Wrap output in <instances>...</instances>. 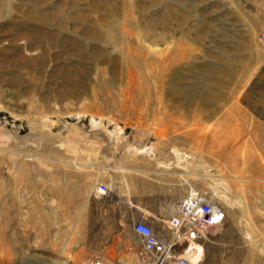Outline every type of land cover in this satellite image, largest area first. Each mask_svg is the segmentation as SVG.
I'll list each match as a JSON object with an SVG mask.
<instances>
[{"label": "rangeland", "instance_id": "obj_1", "mask_svg": "<svg viewBox=\"0 0 264 264\" xmlns=\"http://www.w3.org/2000/svg\"><path fill=\"white\" fill-rule=\"evenodd\" d=\"M263 28L264 0H0V264H135L145 150L223 208L204 264H264Z\"/></svg>", "mask_w": 264, "mask_h": 264}, {"label": "built area", "instance_id": "obj_2", "mask_svg": "<svg viewBox=\"0 0 264 264\" xmlns=\"http://www.w3.org/2000/svg\"><path fill=\"white\" fill-rule=\"evenodd\" d=\"M257 40L264 46V28L257 34ZM141 145L139 151L147 149ZM186 183V194L173 205L172 214L167 220V233H159L155 227L143 219L133 221V231L139 235V248L136 250V264H204L205 246L212 228L222 224L225 212L204 192L196 189L180 172ZM94 192L101 196H112L113 188L106 182H99ZM89 264H108L97 258Z\"/></svg>", "mask_w": 264, "mask_h": 264}, {"label": "crops", "instance_id": "obj_3", "mask_svg": "<svg viewBox=\"0 0 264 264\" xmlns=\"http://www.w3.org/2000/svg\"><path fill=\"white\" fill-rule=\"evenodd\" d=\"M137 155L144 158L142 159L138 157V159L144 161V163L136 164L131 162L129 159L126 164H124V166L122 167V171L124 173L122 178V187L118 186V191L121 189L122 192H114L115 196L122 197L123 201H125L126 203H130L131 198L135 200V202L140 205V207L135 210L129 211L128 215L132 218L143 219L144 221L152 224L159 233L166 234V222L172 214L173 205L178 198H181L186 194L187 186L181 178L180 173H176L171 190L170 187H167L166 184H164L162 174L169 172L171 169L175 168L188 169L193 165L188 163L189 159L185 154L182 157V160L178 161L179 166L174 167L169 165V163H165V161L167 160H163L162 155L158 150H145L144 152H141ZM194 168H196V166H194ZM194 173L195 172L191 173L189 171L185 172L188 178L198 177L199 174L196 173L197 175L194 176ZM99 182L106 181L101 180ZM106 183L112 185V182L107 181ZM96 184V182H93L89 197L92 198L93 196L97 195L95 197H103L105 199L106 197L101 195L98 196V194L94 192ZM162 206L165 207L162 208ZM128 209L130 210V207L126 206L125 204L122 207L120 206L119 211L128 212ZM107 213H112L113 215L116 214L111 212L110 209L109 211H107ZM150 216H153L157 220V225L155 220H148L150 219ZM158 224L160 228L158 227ZM135 235L136 238H133V243L137 246L134 251L136 264V250L139 248L140 244L138 242L139 235ZM98 254L99 253H95V251L90 252L89 255H86L84 257L83 263H87L93 259L100 258L98 257ZM90 258L92 259L90 260ZM112 263L114 262L112 261ZM115 264L119 263L116 262Z\"/></svg>", "mask_w": 264, "mask_h": 264}, {"label": "bare ground", "instance_id": "obj_4", "mask_svg": "<svg viewBox=\"0 0 264 264\" xmlns=\"http://www.w3.org/2000/svg\"><path fill=\"white\" fill-rule=\"evenodd\" d=\"M54 123H55V122H54ZM194 174H195V173H194ZM63 262H64L65 264H68V263H67V260H65V261H63Z\"/></svg>", "mask_w": 264, "mask_h": 264}]
</instances>
